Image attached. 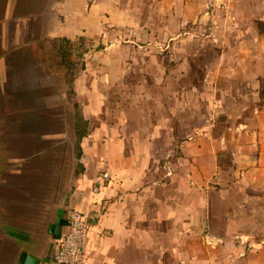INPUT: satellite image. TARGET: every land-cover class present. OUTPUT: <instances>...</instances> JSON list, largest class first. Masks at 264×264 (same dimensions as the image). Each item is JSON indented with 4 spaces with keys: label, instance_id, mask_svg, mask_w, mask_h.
Segmentation results:
<instances>
[{
    "label": "crops",
    "instance_id": "0c3cea01",
    "mask_svg": "<svg viewBox=\"0 0 264 264\" xmlns=\"http://www.w3.org/2000/svg\"><path fill=\"white\" fill-rule=\"evenodd\" d=\"M207 1L208 19L206 0H0V264L22 253L52 264L47 228L66 208L89 221L84 264H264V0ZM198 18L217 42L208 65L198 49L166 73L161 42L190 36L182 29ZM79 37L73 106L86 127L65 175V159L47 152L69 135L76 145L74 121L29 120L26 109L58 103L30 52L46 42L54 57L58 39Z\"/></svg>",
    "mask_w": 264,
    "mask_h": 264
},
{
    "label": "rangeland",
    "instance_id": "374dc122",
    "mask_svg": "<svg viewBox=\"0 0 264 264\" xmlns=\"http://www.w3.org/2000/svg\"><path fill=\"white\" fill-rule=\"evenodd\" d=\"M210 3V4H209ZM212 1L208 2L206 0L205 5L203 7V11H202V15H204L207 19L209 17H211L212 12H213V8L215 6L211 5ZM207 5V6H206ZM209 9V11H208ZM134 8L127 6L126 11H131L133 12ZM144 7L142 6H137L135 7V14L139 15L140 17L144 16L145 14L143 13ZM212 10V11H211ZM222 11V10H221ZM220 10L217 12V14H219L221 12ZM206 13H209V15H205ZM201 16V15H199ZM199 20V18L197 20H193L190 21L188 23H186L184 29H182V32H189L191 35H185L181 34V31H178L179 33L171 36L170 38L166 39L165 41L161 42L162 44H164V46H167L168 49L167 50H163L161 53H159V56H164L165 60H163L165 66L167 69H165V72L167 73V71L169 70H174L175 66L177 63H179L180 61H182L183 59L189 60L193 57V54L196 53L195 50L200 49L201 50V54H200V59L202 63H205L206 65H208V59H209V55L206 51H208V49L214 47V49L216 48V46H212V43H217V42H213V37H211V35H207L208 38H205L206 34L209 33L208 32V28L209 25L207 24H199L197 21ZM202 28L200 30H198L197 28ZM198 33L197 38L194 37V35H196ZM159 40V38H156ZM73 43V42H72ZM83 43V42H82ZM90 43H94L93 47H102L103 45H101V41L99 42V44H96V42H92L90 40ZM89 43V45H91ZM105 43H108V40L105 41ZM133 43H136V41L134 40ZM155 43H160L158 41H156ZM84 45L86 44V40L83 43ZM80 45V43L78 44H74L72 47L74 48V51L72 52V57L70 60V65L73 66L72 69L74 72V75L77 76L80 72V67H82V64L84 63V57L83 56H79L77 54L78 51L82 50V46L84 48V45ZM140 46H146L149 43H136ZM151 46L154 45L153 44H149ZM43 47H39V46H34L32 52H30L31 54H34L35 57H37L38 62H36V64H40L41 68L40 71H42V75H46V77H50L51 81H54L55 83V87H56V91H57V98H58V103H57V107H56V112L57 113H53V108L51 106V108H47L46 109H38L35 108L33 110H38L40 113H36V115L33 113V111L26 109V114H28L30 116V121H32L31 123H33L34 119L35 122L34 124H38L41 123L39 121V117L38 115L45 117L46 120L49 119H54L53 116L57 117L58 119V124H62L65 125L68 130L71 129V126L73 125V121L75 118H77L75 116V109H74V104L76 102V90L75 92H73L72 94H68L67 93V89H68V84L66 83V77H65V68L62 66L61 62H60V57H58L57 55L53 57V50H51V47L48 43H44V45L42 44ZM157 46V45H156ZM163 46V47H164ZM220 47V46H219ZM164 49V48H163ZM169 51V52H167ZM218 52L216 53V51L213 52V54L211 55V57L216 58L218 55ZM157 55V54H156ZM182 55V56H181ZM193 60V59H192ZM190 61V60H189ZM52 66V69L50 71L45 70L44 68V64L45 66L47 65ZM199 67L198 68H193L190 71V77L192 78L193 82L196 84H199L202 76L204 74V65L199 63ZM48 67V66H47ZM143 74L144 72L138 71V74ZM232 86L230 83H228V81H223L221 82V86L220 88L225 90V89H229V87ZM264 98V87L262 90V99ZM225 106H228L229 104L232 105V103H225ZM78 106V105H76ZM251 106L252 103H245V108H242L243 111L242 113H249L251 110ZM76 108V107H75ZM12 109V108H11ZM52 111V113H48L49 111ZM36 112V111H35ZM25 113V112H24ZM32 114H34L32 116ZM224 114H222V116H219L217 118V125L214 129L215 133L219 134L222 130H223V126L227 123V120L225 119V116H223ZM38 120V121H37ZM41 120V119H40ZM56 120V119H55ZM68 143H70L71 145H68L66 143V145H63V148H59L57 152H47L50 153L51 155H57L58 158L62 157L65 159L66 161V165H64L63 171L65 172V175H68L69 172V164H67V161H71L72 163H74L75 157L74 155H76L77 150L75 149V144H74V139L72 137V135H69V139ZM60 143V141H58ZM72 149V150H71ZM70 151L72 152V155L70 154ZM46 153V154H47ZM55 155V156H56ZM172 159V158H171ZM59 167V166H58ZM56 169V168H55ZM58 169V168H57ZM213 232V231H211Z\"/></svg>",
    "mask_w": 264,
    "mask_h": 264
},
{
    "label": "built area",
    "instance_id": "2783aa9c",
    "mask_svg": "<svg viewBox=\"0 0 264 264\" xmlns=\"http://www.w3.org/2000/svg\"><path fill=\"white\" fill-rule=\"evenodd\" d=\"M109 176L102 172L97 176V181L92 185L91 191L97 193ZM65 225L60 237L55 240L54 252L51 255L52 264H84V242L89 230V221L83 213L73 209L64 210Z\"/></svg>",
    "mask_w": 264,
    "mask_h": 264
},
{
    "label": "trees",
    "instance_id": "16d2710c",
    "mask_svg": "<svg viewBox=\"0 0 264 264\" xmlns=\"http://www.w3.org/2000/svg\"><path fill=\"white\" fill-rule=\"evenodd\" d=\"M85 39L84 38H77L73 43L66 40V39H58V41L56 42V44H54V48L56 50V55L58 57H60V62L62 64V66L65 68V77H66V83L68 84V90L67 93L68 94H72L73 90H72V82L74 80V72L72 69L73 66L70 65V49L72 48L73 44H78L80 43V45H82L84 43ZM83 42V43H82ZM84 51H78L77 54L81 57ZM82 69V67H81ZM76 107V105H74ZM75 116L77 118L74 119V132L76 135V145H75V149L77 150L76 152V156H78V141L79 139L84 135L85 132V127H86V121H84L82 119V117L79 115V113H75Z\"/></svg>",
    "mask_w": 264,
    "mask_h": 264
},
{
    "label": "water",
    "instance_id": "95a60500",
    "mask_svg": "<svg viewBox=\"0 0 264 264\" xmlns=\"http://www.w3.org/2000/svg\"><path fill=\"white\" fill-rule=\"evenodd\" d=\"M65 225L64 211L59 209L57 211L56 217L52 223L48 225V233L53 236L54 240H57L62 232V228ZM17 264H41L36 259H28L25 254H21Z\"/></svg>",
    "mask_w": 264,
    "mask_h": 264
}]
</instances>
